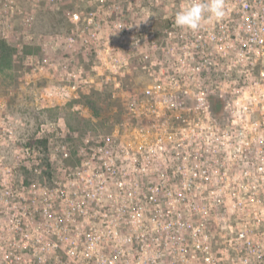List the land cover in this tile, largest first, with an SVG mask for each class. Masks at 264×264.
I'll return each mask as SVG.
<instances>
[{"label": "built area", "instance_id": "built-area-1", "mask_svg": "<svg viewBox=\"0 0 264 264\" xmlns=\"http://www.w3.org/2000/svg\"><path fill=\"white\" fill-rule=\"evenodd\" d=\"M195 2L147 0L165 23L134 46L157 52V77L121 129L41 125L46 149L25 143L7 158L0 100V264H264V0H224L222 19L177 27L176 12ZM18 13L0 0L5 42ZM23 15L26 32L33 14Z\"/></svg>", "mask_w": 264, "mask_h": 264}, {"label": "rangeland", "instance_id": "rangeland-1", "mask_svg": "<svg viewBox=\"0 0 264 264\" xmlns=\"http://www.w3.org/2000/svg\"><path fill=\"white\" fill-rule=\"evenodd\" d=\"M16 2L19 13L5 28L9 36L6 44L15 50L13 63L0 72V100L6 104L3 115L12 129L9 149H5L7 158L12 147L31 138L44 139L37 135L41 125L47 130L55 122L73 132L105 135L121 129L129 115L130 100L157 77L148 70L150 62L158 61L157 52L141 43L135 47L134 40L139 34L147 39L161 35L164 9L151 8L147 0H59L52 5L43 0L35 7L28 0ZM25 12L33 14L26 32L22 22ZM73 15L79 16L78 22L71 21ZM44 53L51 66L42 63ZM26 56H32L33 61H26ZM35 61L39 65H30ZM114 82L120 86L118 90ZM138 96L136 99L142 100ZM86 98L94 104L93 111ZM212 101L213 113L221 116L218 100ZM19 174V179L30 178L25 171Z\"/></svg>", "mask_w": 264, "mask_h": 264}, {"label": "clouds", "instance_id": "clouds-1", "mask_svg": "<svg viewBox=\"0 0 264 264\" xmlns=\"http://www.w3.org/2000/svg\"><path fill=\"white\" fill-rule=\"evenodd\" d=\"M206 15L208 19H222L225 15L224 0H198L191 3L176 12L174 23L177 27L196 31L200 29Z\"/></svg>", "mask_w": 264, "mask_h": 264}, {"label": "trees", "instance_id": "trees-1", "mask_svg": "<svg viewBox=\"0 0 264 264\" xmlns=\"http://www.w3.org/2000/svg\"><path fill=\"white\" fill-rule=\"evenodd\" d=\"M14 53L15 50L8 46L4 40L0 39V72L12 66ZM86 105H88L92 111L94 110V104L89 98H86ZM26 144L37 145L42 149H46L47 140L31 138Z\"/></svg>", "mask_w": 264, "mask_h": 264}]
</instances>
